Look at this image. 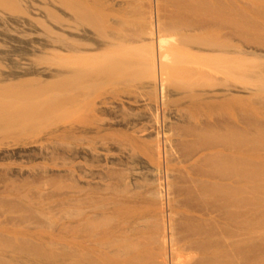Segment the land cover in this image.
I'll return each instance as SVG.
<instances>
[{
	"label": "rangeland",
	"instance_id": "1",
	"mask_svg": "<svg viewBox=\"0 0 264 264\" xmlns=\"http://www.w3.org/2000/svg\"><path fill=\"white\" fill-rule=\"evenodd\" d=\"M4 1L0 84L31 82L23 85L25 90L0 87V127L10 124L6 132L0 130V264H96L95 257L82 259L79 247L71 256V232L76 227L79 233L83 216L101 222L104 208L110 218L120 191L124 200L138 203L143 227L156 228V233L144 230L152 232L151 238L160 228L158 209L164 204L163 219L174 220L180 239L202 236L201 264H264V0H208L207 39L204 30L192 33L191 52L173 53L165 62L162 104L156 100L153 75L141 66L139 48H122L126 32L112 35L103 29L102 0L78 5L85 20L76 22L77 31L84 30L93 45L85 50L78 44L74 51L67 10L71 0H47V6L26 0L23 16ZM109 1L121 2L132 20L148 6V0ZM160 2L162 18L168 20L178 0ZM43 7L57 10V19ZM181 33H172L165 46L178 42ZM96 41H118L114 45L121 48L103 57L95 53ZM79 50L89 53H82L86 64L105 67L99 75L84 74L74 87L67 77L71 62H81ZM13 73L19 78L12 79ZM34 77L49 87L39 89ZM26 87L39 89L33 100L40 109L31 99L29 105L36 107L27 105L31 94ZM21 102L28 109L38 107L32 110L39 116L30 115L31 109L25 115ZM8 113L24 116L9 119ZM159 192L164 197L157 202ZM228 244L233 246L226 249ZM224 252H231V258Z\"/></svg>",
	"mask_w": 264,
	"mask_h": 264
},
{
	"label": "bare ground",
	"instance_id": "2",
	"mask_svg": "<svg viewBox=\"0 0 264 264\" xmlns=\"http://www.w3.org/2000/svg\"><path fill=\"white\" fill-rule=\"evenodd\" d=\"M4 1V0H3ZM47 0H42L43 4H45L47 6V3H49L48 1L46 2ZM54 1V0H53ZM59 1L58 3H61L60 0H57ZM100 0H71L70 1V7L67 8L68 10V13L70 14V23H72L69 27V29L71 30V32L69 34H71V50L74 51L75 50V47L77 45L78 47V44H79V48L82 47L81 45H83L84 47L85 46H92L93 44H90L91 43V40H90V37L87 36V34H85L86 32L82 29L80 32H78L77 30H79L78 28H76V26H78L79 24H77L76 22L77 21H83L84 22V17H82V15H80L78 13V5H87L88 3L92 2V3H98ZM103 1V4H105V10H104V14L101 20V23L103 24L104 23V28L103 29H106V30H109L110 33L112 35H115L116 33H127V35H124V39L127 38V43L126 42H123V44H120L122 46V48H126V47H133V48H139V52L142 53V59L143 60V69L145 68V72H149L150 74L153 75V78H154V81H152L154 84V90H155V93H156V100H158L159 103H163V101L165 100L164 99V78H165V74H166V61L169 60V57L173 54V56L175 55V53H181L183 55H187L185 52L188 53L191 52V49L190 47V42L191 40L193 39L194 35H192V33H198L199 35H202V33L200 31H203L206 32L204 35L207 39V31H208V0H178V5L175 9H172V13H171V16H168V20H164L162 18V15H161V8H160V0H148V3H147V8H146V11L144 10L143 12H139L136 14V16H133L135 17L136 19L135 20H132L131 18L128 17V15L125 14V11H123V6L121 5V2H114L111 4V2L109 0H102ZM125 1V0H124ZM133 1V0H132ZM0 2H2V0H0ZM7 2V3H6ZM52 2V1H51ZM113 2V1H112ZM144 2V1H143ZM4 3H6L7 5H10L11 8L12 7H18V14H21L22 16L26 14L25 11H23L25 8H24V5L26 4V8L28 6V3L26 2V0H5ZM57 3V2H56ZM55 3V4H56ZM57 3V4H58ZM72 3V4H71ZM91 3V4H92ZM166 3V2H165ZM172 3V2H171ZM42 4V5H43ZM53 4V3H52ZM102 4V3H101ZM124 6H125V2L123 3ZM127 4V3H126ZM133 4V3H132ZM176 4V3H175ZM174 4V5H175ZM5 5V4H4ZM36 5V4H35ZM50 6V5H48ZM131 6V5H130ZM4 7V6H3ZM9 8V6H6ZM80 7V6H79ZM126 7V6H125ZM5 8V7H4ZM20 8V9H19ZM45 8V7H43ZM42 8V9H43ZM50 8V7H49ZM48 8V9H49ZM53 8V7H51ZM82 8V7H81ZM13 9V8H12ZM47 8H45L44 10H46ZM103 9V8H102ZM82 10V9H81ZM91 10V9H90ZM126 10V9H125ZM11 11V10H10ZM47 11V10H46ZM45 11V12H46ZM99 11V10H98ZM163 11V10H162ZM49 12V16L50 17H53V19H55V16H56V19H57V13H59L57 10H48L47 13ZM164 12V11H163ZM166 12V11H165ZM46 13V14H47ZM12 14V13H11ZM17 14V15H18ZM83 14V13H82ZM85 14V13H84ZM133 14V13H132ZM165 14V13H164ZM6 15V14H5ZM27 15V14H26ZM170 15V14H169ZM12 16V15H11ZM93 16V15H92ZM18 17V16H17ZM166 17V16H165ZM34 19V18H33ZM43 19V18H42ZM166 19V18H165ZM63 20V19H62ZM34 21H36L38 23V25L40 24L41 26H44L45 24L42 23L39 20H36L34 19ZM43 21V20H42ZM56 20H54L55 22ZM81 21V22H82ZM68 22V23H69ZM44 24V25H43ZM84 24V23H82ZM81 24V26H82ZM90 25V24H89ZM80 26V25H79ZM87 26V25H86ZM101 26V25H99ZM46 28V26H45ZM68 28V27H66ZM48 29V28H46ZM51 29V27H50ZM68 29V30H69ZM84 29V27H83ZM86 29V28H85ZM132 30L134 32V34H130L129 31ZM49 31V30H48ZM178 31L181 33L182 31V36H180V40L178 39V42L175 43H172L174 45H172L170 47V45L168 46V48L165 46L168 41V38H171L173 37L172 33H178ZM58 32V31H57ZM102 32V31H101ZM107 32V31H106ZM60 33V32H59ZM125 33V34H126ZM191 33V34H190ZM52 34H54L52 32ZM62 34V33H61ZM105 34V32H104ZM192 35L191 39H190V35ZM57 35V34H56ZM59 35V34H58ZM57 35V37H58ZM89 35V33H88ZM60 36V35H59ZM65 36V35H63ZM68 36V35H67ZM66 36V37H67ZM118 36V35H117ZM53 37V36H52ZM62 37V35H61ZM198 37V36H197ZM60 38V37H58ZM57 38V39H58ZM70 38H68V40H70ZM107 38V36H106ZM122 38V37H121ZM120 38V39H121ZM52 39V38H51ZM54 39V38H53ZM114 40V38H112ZM123 39V40H124ZM62 40V39H61ZM65 40V39H64ZM108 40H111V37L109 36ZM53 41V40H52ZM56 41V40H54ZM94 41V40H92ZM136 41V44L134 45V42ZM194 40H192L193 42ZM57 42V41H56ZM97 44L96 45V52H100L99 55L100 56H103V57H107L108 55H111L112 54H115V53H118L120 48L119 46L117 47L116 49V46L113 44V41H110L109 43L108 42H98L96 41ZM95 42V43H96ZM195 42V41H194ZM55 43V42H54ZM69 43V41H68ZM190 43V44H189ZM56 44V43H55ZM61 44V43H60ZM189 44V45H188ZM95 45L93 47H95ZM118 45V44H117ZM53 46V45H52ZM124 46V47H123ZM190 46V47H189ZM76 47V48H77ZM170 47V48H169ZM189 47V48H188ZM52 48V47H51ZM67 48V47H66ZM69 48V47H68ZM135 48V49H136ZM137 48V49H138ZM54 49V48H53ZM87 48L85 47V50ZM89 49V48H88ZM91 49V48H90ZM95 49V48H94ZM55 50V49H54ZM70 50V49H69ZM70 50V51H71ZM78 51V49H76ZM56 51V50H55ZM81 50H79L80 52ZM83 51V50H82ZM81 51V62L80 63H77L76 62H71L72 66L69 67V74L68 77H67V80L70 81L69 83L74 86L75 84L78 83L79 79H83L85 76L84 74H90V73H97L99 75L98 72H100L103 68L104 70V67H102L100 64L97 65V63L93 64V65H89V64H86V59L83 60L84 58H86L84 55L87 54V51H86V54L85 51L82 52ZM93 51V52H94ZM133 51V50H132ZM58 52V51H57ZM122 52V51H121ZM70 53V52H68ZM78 54V52H76ZM82 53L84 55H82ZM139 53V54H140ZM240 53V52H239ZM89 54V53H88ZM87 54V55H88ZM94 54V53H93ZM190 54V53H189ZM249 54V53H248ZM73 55V54H72ZM76 55V54H75ZM92 55V54H90ZM96 55V54H95ZM94 57H97L95 56ZM98 55V56H99ZM116 55V54H115ZM253 55V54H252ZM71 56V55H70ZM78 56V55H77ZM93 56V55H92ZM177 56V55H176ZM192 56V55H191ZM84 57V58H83ZM89 57V56H87ZM91 57V56H90ZM118 57V55H117ZM179 56H177L176 58H178ZM73 59V57H71ZM80 58V57H79ZM114 58V57H112ZM175 58V59H176ZM252 58V57H251ZM75 59L77 60L78 58L75 57ZM99 59V58H98ZM97 59V60H98ZM182 59V57H181ZM79 60V61H80ZM92 60V59H91ZM90 60V61H91ZM104 60V59H102ZM106 60V59H105ZM140 59V61H142ZM183 60V59H182ZM181 60V61H182ZM201 60V59H200ZM78 61V62H79ZM99 61V60H98ZM170 61V60H169ZM87 62H89L87 60ZM94 62V61H93ZM92 62V63H93ZM97 62V61H96ZM103 62V61H102ZM166 62V63H165ZM171 62V61H170ZM169 62V63H170ZM186 62V61H185ZM205 62V61H203ZM250 62V61H249ZM248 62V63H249ZM105 63V62H104ZM111 63V62H110ZM180 63V62H179ZM207 63V62H206ZM244 63V62H243ZM133 64V63H132ZM253 64V63H252ZM135 65V64H134ZM128 66V65H127ZM187 66V65H186ZM131 67V66H130ZM134 67V66H133ZM172 67V66H171ZM189 68V67H188ZM193 68V67H192ZM106 69V68H105ZM113 69V68H112ZM142 69V68H141ZM173 69V68H172ZM245 69V68H244ZM120 70V69H119ZM127 70V69H126ZM140 70V69H139ZM109 71V70H108ZM144 71V70H143ZM204 71V70H203ZM31 72V71H30ZM132 72V71H131ZM198 72V71H197ZM93 73V74H94ZM113 73V72H111ZM116 73V72H115ZM109 74V73H108ZM148 74V73H147ZM112 75V74H111ZM9 76L13 79V78H19V75L17 74H9ZM84 76V77H83ZM89 76H92V75H89ZM97 76V75H96ZM8 77V76H7ZM6 77V78H7ZM92 78V77H91ZM151 78V77H150ZM88 79V78H87ZM95 79V78H94ZM100 79V78H99ZM131 79V78H130ZM129 79V80H130ZM89 80H92V79H89ZM24 81V80H23ZM23 81L20 80V82L18 83H21V85H27L29 84L30 85V82H31V79L29 80L30 82H26V84L23 83ZM34 82V85L35 83L36 84V87L38 85V88L41 89V87H43V85L45 84L43 82L42 84V81H41V78H36L34 77L33 80ZM59 81V80H58ZM66 81V80H65ZM67 81V82H68ZM82 81V80H81ZM80 81V82H81ZM84 81V80H83ZM88 81V80H87ZM98 81V80H97ZM106 81V80H105ZM108 81V80H107ZM253 81V80H252ZM51 82V81H50ZM60 82V81H59ZM86 82V80H85ZM111 82V80H110ZM11 83V82H10ZM9 84H4V85H1L0 84V87H4V88H14L15 86V83L14 81L12 80V84L10 85ZM41 83V85H40ZM95 83V82H94ZM3 84V83H2ZM14 84V85H13ZM33 84V83H32ZM53 84V83H52ZM61 84V83H60ZM89 84V83H88ZM97 84V83H96ZM102 84V83H101ZM100 84V85H101ZM20 85V84H19ZM18 85V86H19ZM23 85L20 87L21 89L23 88ZM49 85V84H48ZM46 86L44 85V88L46 87H49V86ZM56 85V84H55ZM83 85V84H82ZM91 85V84H89ZM17 86V87H18ZM24 86V88H25ZM66 86H69V85H66ZM65 86V87H66ZM71 86V87H72ZM77 86V85H76ZM79 86V85H78ZM83 86H86V85H83ZM94 86V85H93ZM16 87V86H15ZM16 87V88H17ZM18 87V88H19ZM32 87V86H31ZM30 87V88H31ZM64 87V86H63ZM70 87V88H71ZM75 87V86H74ZM98 87V86H96ZM23 88V89H24ZM27 88V87H26ZM78 88V87H77ZM80 88V87H79ZM3 89V88H2ZM29 91H28V90ZM26 91L27 93L31 94L29 95V97H23V98H26V99H29V101L26 103H28L27 105L29 107H32V106H35L36 105L39 107L40 109V106L38 105V101L37 102H34L33 99L36 100L37 96H36V91L38 90H30L29 88H27ZM50 89V88H49ZM69 89V88H68ZM74 89V88H72ZM25 90V89H24ZM71 90V89H70ZM77 90V89H75ZM151 91V90H150ZM72 92V91H71ZM77 92V91H76ZM38 93V92H37ZM32 94H35V95H32ZM78 94V93H77ZM80 96V95H79ZM70 97V96H69ZM151 97V96H150ZM153 97V96H152ZM201 97V96H200ZM30 99L33 101V103H36V105L32 104V106H30L29 102H30ZM238 99V98H237ZM236 99V100H237ZM38 100V99H37ZM86 100V99H85ZM233 100V98H232ZM24 101V99H23ZM73 101V99H72ZM235 101V100H234ZM153 102V101H152ZM157 102V103H158ZM24 103V102H21V104ZM91 103V102H90ZM25 104V103H24ZM87 104V103H86ZM23 105V104H22ZM26 105V104H25ZM26 105V108L25 110L24 109H21L20 110L22 112L26 113L25 111H33L30 115H34L35 112L34 110L37 108H30L28 109L29 107ZM75 105V104H74ZM89 105V104H88ZM92 105V104H91ZM98 106V105H97ZM23 107V106H21ZM95 107V106H94ZM79 108V107H78ZM10 109V108H9ZM13 109V108H12ZM15 109V108H14ZM34 109V110H32ZM5 110V109H4ZM19 108H18V112L20 111ZM50 110V108L48 109ZM79 110V109H78ZM20 111V112H21ZM38 111V110H37ZM81 111V110H80ZM8 112V111H7ZM12 112V111H11ZM10 112V113H11ZM16 113V111H13ZM95 112V110H94ZM101 112V111H100ZM159 112V111H158ZM157 112V113H158ZM5 113H6V110H5ZM46 113V112H45ZM181 113V112H180ZM179 113V114H180ZM1 114V113H0ZM13 114V113H12ZM12 114H7V118L9 119H14L16 118L17 115H21V116H24L22 115L23 113H17V115L14 117V115ZM36 114H38L39 116V112H37ZM35 114V115H36ZM42 114V113H41ZM44 114V112H43ZM42 114V115H43ZM48 114V113H46ZM3 115V114H2ZM29 115V113H28ZM159 115V114H158ZM156 115V116H158ZM19 116V117H21ZM41 116V115H40ZM97 116V115H96ZM95 116V117H96ZM160 116V115H159ZM1 117V116H0ZM6 117H3V118H6ZM17 116V118H19ZM75 117V116H74ZM21 119V118H20ZM98 119V118H97ZM5 120V119H4ZM7 120V119H6ZM16 120V119H15ZM23 120V119H22ZM29 120V119H28ZM158 120V123H159V117H157ZM14 121V120H12ZM11 121V122H12ZM164 121V120H163ZM1 122V120H0ZM7 121H5L6 123ZM125 122V121H124ZM2 123V122H1ZM26 123V122H25ZM85 123V122H84ZM88 123V122H87ZM4 124V123H3ZM9 124V123H8ZM6 124L5 127H0L2 129V131H5L6 127L7 126H10V124L8 125ZM22 124V123H21ZM5 125V124H4ZM18 125V124H17ZM71 125V124H70ZM88 125V124H86ZM2 126V125H1ZM85 126V125H84ZM154 126V125H152ZM13 127V125H12ZM15 127V125H14ZM102 127V126H101ZM107 127V126H106ZM160 127V126H159ZM8 128V127H7ZM11 128V127H10ZM68 129V128H67ZM101 129V128H100ZM100 131V130H99ZM6 132V131H5ZM4 132V133H5ZM21 132V131H20ZM147 132V131H146ZM1 133V132H0ZM7 134V133H5ZM12 134V133H11ZM10 134V135H11ZM9 136V135H8ZM160 137V136H159ZM163 137V136H162ZM75 139V138H74ZM86 139V138H84ZM76 141V140H75ZM155 141V140H154ZM166 143V142H165ZM89 144V143H88ZM153 144V143H152ZM151 144V145H152ZM92 145V144H91ZM161 145V144H160ZM158 145V142H157V150H158V154L160 155V149H161V146ZM96 147V146H95ZM87 148V146H86ZM97 148V147H96ZM93 149V148H92ZM151 149V148H150ZM156 150V151H157ZM218 156H219V152H218ZM156 158V157H155ZM154 158V159H155ZM160 158V157H159ZM80 159V158H79ZM129 159V158H128ZM234 159V158H233ZM205 160V159H204ZM216 160V158H215ZM220 160V159H219ZM226 160V159H225ZM224 160V161H225ZM228 160V159H227ZM232 160V158H231ZM223 161V160H221ZM229 161V160H228ZM234 161V160H233ZM211 162V161H210ZM85 163V162H84ZM215 163V162H214ZM210 164V163H209ZM89 165V164H88ZM232 165V164H231ZM74 166V165H73ZM227 166V165H226ZM90 167V166H89ZM88 167V168H89ZM206 167V166H205ZM71 168V167H70ZM76 168V167H75ZM214 169V168H213ZM229 169V168H228ZM230 170V169H229ZM71 171V170H70ZM124 171V170H123ZM160 171V170H159ZM74 173V172H73ZM157 174V173H156ZM82 175V174H81ZM50 176V175H49ZM231 177V176H230ZM37 178V177H36ZM46 178V177H45ZM162 177H160L161 179ZM80 179V178H79ZM159 180V178L157 179ZM47 181V180H46ZM162 181V179H161ZM158 184H159V181H157ZM163 185V182H161ZM74 184V183H73ZM215 184V183H214ZM233 184V183H232ZM160 185V184H159ZM158 185V186H159ZM235 185V184H234ZM232 186V185H230ZM160 187V186H159ZM78 188V187H77ZM138 188V187H137ZM163 188V186H162ZM235 188V186L233 187ZM111 189V188H110ZM113 189V188H112ZM159 189V188H158ZM166 189V188H165ZM233 190V189H232ZM159 191V190H158ZM200 190H198L199 192ZM225 191V190H224ZM84 192V191H83ZM119 192V191H118ZM117 192V193H118ZM163 192V191H161ZM227 192L229 193V191L227 190ZM232 192V191H231ZM157 193V192H156ZM120 194V197H119V200H117V203L115 204V207H113V213L110 214L112 215L110 218H108V214L106 215L105 213H108L106 212V209L104 208V211L105 212H102V219L100 220L101 222H98L97 223L95 221H92L91 217L89 218H86L85 216L81 217L82 220H80V230H79V233L77 234V229L75 227V230H72L71 232V242H70V245H71V253H73L71 256H73L74 258V254L75 252L78 250L79 252L77 253H80V256L82 259L86 260L88 259L90 256V259L91 262H92V258L95 257L96 260L94 259L93 261H96V264H201V246L203 245L202 243V236H194L192 237L191 239L189 240H182L178 237L177 235V228L174 226V223H173V218H171L173 221H171L169 219V221L171 222H168L167 220V223L165 222V220L163 219L165 217V215L163 216V214H165V211L162 210V208L164 209L165 207V204L163 205L162 202L161 204L163 205V207L161 206V208H159L158 210H160V215H161V219L159 218V224L158 221H157V225L159 226L157 228H159V230L157 231V235L152 237L151 238V234H146V231L149 230L151 228L150 231H155L156 233V228L155 230H152L153 228L150 227L149 229H145V227H143L145 225V222L146 221H142L143 219L141 218V214L142 212L140 213L139 209L135 206V204L138 205V203H135L133 202L132 200L131 201H126L128 200V198L125 197V200L123 198V195L124 193L123 192H119ZM202 194V193H201ZM200 194V195H201ZM224 194V192H223ZM231 193H229L228 195H230ZM235 194V193H234ZM233 194V195H234ZM74 195V194H73ZM131 195V194H130ZM227 195V196H228ZM80 196V194H79ZM119 196V195H118ZM125 196V195H124ZM157 196V195H156ZM203 196V195H202ZM232 196V195H231ZM75 197V196H74ZM98 197V196H97ZM131 197V196H130ZM164 197V194L163 196L161 195V193L159 192L158 193V196H157V199L156 201L161 198ZM230 197V196H229ZM95 199V198H94ZM73 200V199H72ZM71 200V201H72ZM84 200V199H83ZM107 200V199H106ZM116 200V199H115ZM130 200V199H129ZM154 200V199H153ZM231 200V199H230ZM234 200V199H233ZM164 201V200H162ZM73 202V201H72ZM145 202V201H144ZM158 202V201H157ZM225 202V201H224ZM226 203V202H225ZM150 205L152 203H149ZM170 204V203H169ZM72 205V204H71ZM82 205V204H81ZM143 205H145L143 203ZM142 205V206H143ZM147 205V204H146ZM74 206V205H73ZM71 206V207H73ZM99 206V204H98ZM173 206V205H172ZM153 207V206H152ZM167 207V206H166ZM141 208V207H139ZM168 208V207H167ZM172 208V207H171ZM84 209V208H83ZM153 209V208H152ZM76 210V209H75ZM80 210V209H79ZM99 210V209H98ZM102 210V208H101ZM100 210V212H101ZM142 210V209H141ZM155 210V209H154ZM95 211V210H94ZM103 211V210H102ZM112 211V210H111ZM150 211V210H149ZM153 211V210H152ZM71 212H72V215L73 216H76L75 215V211L73 209H71ZM77 212V211H76ZM100 213L99 211H95V213ZM148 212V210H147ZM155 212V211H154ZM159 212V211H158ZM94 213V214H95ZM146 213V212H145ZM173 214V212H171ZM77 214V213H76ZM84 214V212H83ZM154 214V213H153ZM157 214V213H156ZM71 215V216H72ZM80 215V214H79ZM97 215V214H96ZM72 216V218H73ZM78 216V214H77ZM92 216V215H91ZM145 216V215H144ZM173 216V215H172ZM88 217V216H87ZM166 218H167V215H166ZM169 218V217H168ZM97 219V218H96ZM111 219H112V225H111ZM142 219V220H141ZM146 219V218H145ZM157 219V218H156ZM194 221L196 220L194 217H193ZM192 219V220H193ZM95 220V219H94ZM155 220V219H153ZM152 220V221H153ZM162 220V221H161ZM74 220H72L71 224L73 225L74 224ZM142 222H143V225H142ZM152 224V223H151ZM79 226V225H78ZM74 228V227H73ZM147 228V227H146ZM146 230V231H144ZM148 233V232H147ZM77 235L79 236L78 237V240H77ZM149 235V236H148ZM155 235V234H154ZM153 236V235H152ZM78 241V242H77ZM205 243V242H204ZM232 243V242H231ZM229 243V244H231ZM153 244H156V247L154 245L153 247ZM229 244L227 246L226 249H228L229 247ZM158 245V247H157ZM233 245H231L230 247H232ZM77 247H79L77 249ZM229 247V248H230ZM232 251V249H230ZM229 250V251H230ZM156 251V252H155ZM228 252V251H226ZM224 252V254H227L226 258H231L232 254L231 252L230 253H226ZM79 255V254H78ZM225 256V255H224ZM87 257V258H86ZM72 258V259H73ZM86 258V259H85ZM159 258H162L163 260L161 262H159ZM159 259V260H158ZM153 260V261H152ZM156 260H158V262H156Z\"/></svg>",
	"mask_w": 264,
	"mask_h": 264
}]
</instances>
